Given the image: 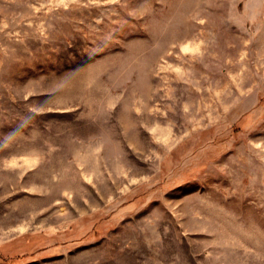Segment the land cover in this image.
<instances>
[{"label":"rangeland","instance_id":"374dc122","mask_svg":"<svg viewBox=\"0 0 264 264\" xmlns=\"http://www.w3.org/2000/svg\"><path fill=\"white\" fill-rule=\"evenodd\" d=\"M0 264H264V0H0Z\"/></svg>","mask_w":264,"mask_h":264}]
</instances>
